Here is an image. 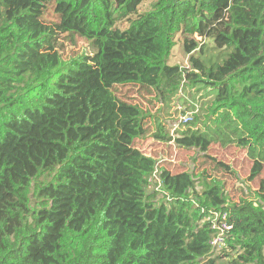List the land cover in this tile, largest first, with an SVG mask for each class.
<instances>
[{
    "label": "trees",
    "instance_id": "16d2710c",
    "mask_svg": "<svg viewBox=\"0 0 264 264\" xmlns=\"http://www.w3.org/2000/svg\"><path fill=\"white\" fill-rule=\"evenodd\" d=\"M60 35L93 53L65 61ZM125 87L167 106L202 93L201 127L172 136L155 120V141L228 172L210 151L235 145L261 176L264 0H0V264H227L209 259L220 212L228 264H264V205L159 170Z\"/></svg>",
    "mask_w": 264,
    "mask_h": 264
},
{
    "label": "rangeland",
    "instance_id": "374dc122",
    "mask_svg": "<svg viewBox=\"0 0 264 264\" xmlns=\"http://www.w3.org/2000/svg\"><path fill=\"white\" fill-rule=\"evenodd\" d=\"M55 44L57 45L56 49L60 51L65 61L93 53L90 43L80 38L75 39L60 35L56 38ZM177 55L173 59V62H177L181 66L186 67L188 63L187 59L184 60L182 58L183 56ZM180 95V97L175 98L167 106L161 103L155 95L142 91L140 88L125 87L122 89V98L138 105L146 114L145 123L148 129V135L138 140L139 148H142L143 152L148 156L157 158L159 161L157 164L160 167L159 170L169 169L174 173L183 170H196L197 175L206 172L208 178L215 179L222 184L231 205H242L246 200L259 202L260 205H264V200H262V197H264V172L261 176L252 179V165L246 157V152L242 148L235 145L228 148L221 146H213L211 148V157L225 163L229 167L228 172L224 169L217 168L209 158L207 159L208 162L205 161L204 157L199 155L197 151L177 149L175 144L168 147L166 143L155 141L153 138V134L157 130L155 120H159L163 125H166L168 133L172 136H176L178 131L188 129L196 130L205 121V118H202V110H200V107L209 98H205L202 101L200 99L202 93L188 92V90H183L180 92ZM186 114H192V120L189 123L182 122V118ZM196 114L199 116V121L192 124ZM155 175H157V171ZM153 190L154 188L152 187L150 191ZM217 257H222L220 262L228 264L236 258V252L229 251L227 245L223 243L213 246L209 259Z\"/></svg>",
    "mask_w": 264,
    "mask_h": 264
},
{
    "label": "built area",
    "instance_id": "2783aa9c",
    "mask_svg": "<svg viewBox=\"0 0 264 264\" xmlns=\"http://www.w3.org/2000/svg\"><path fill=\"white\" fill-rule=\"evenodd\" d=\"M192 120V114H186L182 118V122L189 123ZM176 150V149H175ZM177 156V154H176ZM212 228L218 230L217 236L213 240V246L225 243L228 238L229 232L233 229V224L230 222V215L227 212H220L212 220Z\"/></svg>",
    "mask_w": 264,
    "mask_h": 264
}]
</instances>
